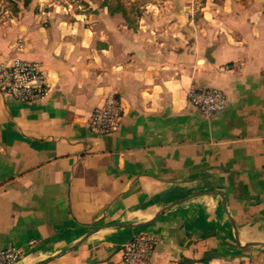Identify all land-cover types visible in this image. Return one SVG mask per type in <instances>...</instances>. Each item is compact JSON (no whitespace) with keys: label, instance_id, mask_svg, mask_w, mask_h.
<instances>
[{"label":"crops","instance_id":"0c3cea01","mask_svg":"<svg viewBox=\"0 0 264 264\" xmlns=\"http://www.w3.org/2000/svg\"><path fill=\"white\" fill-rule=\"evenodd\" d=\"M12 2L0 61L40 62L50 93H0V251L124 264L149 234L154 264H264V0ZM192 87L221 89L227 108L205 117ZM110 95L124 120L98 136L91 113Z\"/></svg>","mask_w":264,"mask_h":264},{"label":"built area","instance_id":"2783aa9c","mask_svg":"<svg viewBox=\"0 0 264 264\" xmlns=\"http://www.w3.org/2000/svg\"><path fill=\"white\" fill-rule=\"evenodd\" d=\"M46 8H41V14H45ZM18 49H23V46L19 45ZM225 69L230 70L231 67L226 66ZM0 93L30 104L45 100L50 93V84L43 65L23 58L0 61ZM188 102L209 118L227 108L228 98L221 89L192 87L188 93ZM91 114V132L98 136H109L117 132L123 123L122 100L116 95H110L104 105L97 107ZM30 244L34 246L35 243ZM161 244V238L155 235L136 236L122 249L123 263L154 264V254ZM23 256L22 249L9 246L0 251V264H17Z\"/></svg>","mask_w":264,"mask_h":264},{"label":"rangeland","instance_id":"374dc122","mask_svg":"<svg viewBox=\"0 0 264 264\" xmlns=\"http://www.w3.org/2000/svg\"><path fill=\"white\" fill-rule=\"evenodd\" d=\"M13 0H0V13L2 12H6L7 10H9V12H13V8L12 5L14 4V2H12ZM3 13V14H4ZM224 264H256L254 261L250 262V261H238V262H233V263H224Z\"/></svg>","mask_w":264,"mask_h":264}]
</instances>
